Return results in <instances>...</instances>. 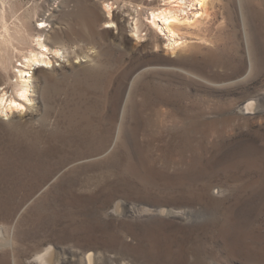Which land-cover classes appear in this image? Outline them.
<instances>
[{"label": "rangeland", "instance_id": "rangeland-1", "mask_svg": "<svg viewBox=\"0 0 264 264\" xmlns=\"http://www.w3.org/2000/svg\"><path fill=\"white\" fill-rule=\"evenodd\" d=\"M2 1L25 35L0 89L30 36L60 55L0 112V264H264V0H210L176 37L162 0Z\"/></svg>", "mask_w": 264, "mask_h": 264}, {"label": "bare ground", "instance_id": "bare-ground-1", "mask_svg": "<svg viewBox=\"0 0 264 264\" xmlns=\"http://www.w3.org/2000/svg\"><path fill=\"white\" fill-rule=\"evenodd\" d=\"M2 2L4 5L3 8L5 9L6 0H3ZM162 2L164 4L156 9H152L147 17L149 24L152 27L155 26L159 29L160 23L165 25V29L169 31L172 37L180 36L179 29L182 27H194L198 25L199 22H202L200 17H204L209 11L208 8L211 7L210 0H189V3L184 0H162ZM194 7L197 9L194 13L193 21L191 22L189 20V9L193 10ZM104 8L105 12L111 16L114 10V3L106 2ZM16 22H20V17H16ZM135 27L137 28L138 33L140 22L135 23ZM14 34L24 36L25 32L21 29L20 25L15 22L10 25L7 19V14L5 13V10H3L0 14V57L13 47V41L15 39ZM30 37L32 46L24 55L23 61L20 62V65L18 66L17 83L15 84V88L11 93L6 88L0 89V112L2 114L8 115L23 111L26 102H33L29 91L31 85V80L28 79L31 77L28 75V72H30L29 70H31L32 67L50 68L52 61L48 53H53L56 56L60 55L58 50H53L46 45L45 42L49 40L46 33L37 37ZM174 46H168L169 50H172L173 53L177 50V47ZM58 49L61 50L62 47H58ZM248 101L244 104L242 109L246 112L254 111L257 102ZM51 253L52 250L48 249L44 254L40 255L39 259L51 264L53 262L50 257ZM92 256L93 255L88 256L90 264L93 260Z\"/></svg>", "mask_w": 264, "mask_h": 264}]
</instances>
